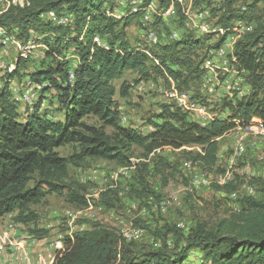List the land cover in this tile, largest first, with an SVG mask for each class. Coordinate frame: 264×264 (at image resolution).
Here are the masks:
<instances>
[{
	"label": "trees",
	"instance_id": "16d2710c",
	"mask_svg": "<svg viewBox=\"0 0 264 264\" xmlns=\"http://www.w3.org/2000/svg\"><path fill=\"white\" fill-rule=\"evenodd\" d=\"M134 1L137 0L130 1V11L122 15V21L106 12L105 4H110L113 10L114 0H22L0 15V27L16 33L22 42L33 31L43 36L39 43L48 44L49 52L63 58L69 55L79 58L74 79L69 82L68 62H58L56 67L41 66L40 61L27 60L32 50H21L15 62L16 69L7 73L6 78H1L0 219L16 213L14 221L27 228L32 226L29 232L39 239L47 238L49 231L38 229L39 216L33 207L41 204L47 196H63L67 192L68 202L77 208L90 205L85 187L70 177L71 166L81 168L87 160H103L129 168L133 167L134 147L143 150L141 156L144 159L169 148L183 152L191 164L198 165L206 173L224 175L225 171L218 166L219 140L252 121H260L264 127V23L262 17L254 13L259 5L264 6V0H244L251 5L242 9L235 8L239 0H228L225 11L221 16L217 15L216 25L221 26L223 35L216 30L196 39L194 34L184 32L181 38L169 44L158 41L155 44L159 46V55H155L160 60L157 66H149L145 51L132 48L123 40L126 29L131 20L142 16L143 9H149L152 1L168 8L173 2L176 4L183 0H141L138 5H134ZM49 12H55V18L66 16L72 21L57 25L47 17ZM213 13L214 10L211 11ZM42 17H47L46 21ZM119 23L123 25L117 33ZM250 23L254 24V30L239 35L234 51L229 53V63L233 68L229 65L227 71L238 73L252 91L236 104L224 100L223 109L230 111L228 118L219 119L215 115L210 120L212 122L200 123L201 126L199 121H188L180 110L166 107L149 121L152 131L147 135L122 126L123 115L114 99V81L122 79L129 71L139 74L136 84L149 80L152 73L163 76L165 72L177 83L179 93L190 92L191 87L198 88L199 77L207 74L203 59L196 51L215 36L219 40L208 50L218 49L230 35ZM159 24L160 21L155 25ZM39 49L41 47H38V52ZM193 54L197 55L198 61L192 60ZM31 67L34 73L32 81L27 83L39 90L35 101L39 103L23 119L21 112H25L28 106L17 103L9 82L18 80ZM50 90L56 92L55 101L58 109L64 112L63 119L42 110L45 99L39 100L40 95L44 93L42 96H47ZM130 90L131 85L123 82L120 97L127 98ZM193 98L199 99L197 94ZM85 118H94L96 123L88 124ZM109 128L111 133L107 132ZM66 146H73L75 151L63 157L58 149ZM187 147H199L200 150L187 151ZM150 160L152 170L161 177L174 168L165 159ZM139 166V183L148 190L145 174L150 172L151 166L149 163ZM164 179L167 180L166 177ZM240 183L231 181L218 188L231 196L238 192ZM145 190L140 193L141 198L147 192ZM109 192L105 193L103 203L111 208L112 202L106 199ZM237 201L240 210L221 220L212 230L205 223H198L184 237L185 229L177 225L174 232L180 236L173 244V247L177 246L175 249L168 247L166 238L158 250H137L116 230L91 224L89 231L77 232L64 239V246L52 264H183L193 252L199 256L202 254L208 262L205 264H264V201L252 196H239Z\"/></svg>",
	"mask_w": 264,
	"mask_h": 264
},
{
	"label": "rangeland",
	"instance_id": "374dc122",
	"mask_svg": "<svg viewBox=\"0 0 264 264\" xmlns=\"http://www.w3.org/2000/svg\"><path fill=\"white\" fill-rule=\"evenodd\" d=\"M130 1L114 0L113 10H111L110 4H105L107 14L109 12V16H117L115 19L122 21L124 19L122 14L125 15V12L130 11ZM16 2H22V0H0V15ZM155 2L157 1H152L153 4ZM227 2L228 0H183L181 3L179 1L176 2L175 19L170 21L163 18L160 13H152L150 7L148 10L151 9V11L149 12L145 8L141 17L131 20V25L127 27L126 36L123 40L128 42L132 48H141L145 51V54L149 57V66H157L160 60L155 55H159V46H155L150 42V33L154 32L158 41L164 45L181 38L184 32L194 34L196 39L204 34H213L212 32L216 30L196 33L193 26H186L185 30L183 28L184 22L188 16H192L196 11L205 8L210 14L214 10L211 18H208V25L217 26V15H222ZM248 5H251V2L239 0L235 8L242 9ZM254 13L261 16V21L264 23V6L259 5ZM47 17L51 19L49 15ZM47 17H42L43 21H46ZM66 18V16H57L55 21L61 22L57 25H66L69 22V20H65ZM158 21H160V24L155 25ZM122 25L119 23L117 33L121 30ZM70 29L73 30V26ZM42 38L43 36L36 35V42H41ZM49 38L52 39V37ZM218 40V37L215 36L210 42L198 49L196 54L201 56L202 61L205 57L207 58V63H204V69L207 72L215 74L217 77H225L227 72L218 68V61L210 58V51L208 50L215 47ZM42 43L44 47L39 49V52L37 49L40 46L34 45L38 52V57L34 59V63L40 61L41 66L54 67L55 65L56 67L58 62L65 61L69 64L73 62V55L66 56V58L57 56L55 52H49L48 44ZM70 53L72 52L70 51ZM196 54L192 56L193 61H198ZM3 56L5 57L4 61L9 66H15V62L20 56V50L10 48L6 54L0 55V58H3ZM9 66H6L7 71ZM33 73V67L28 68L23 75L17 78L18 80H14V87L18 86L20 88L29 80L32 81L31 75ZM163 74V76H159L152 73L153 76L149 80H142L136 84V81L140 79L139 74L136 71H129L125 73L122 79L113 82L116 89L114 99L117 102L118 110L128 119L125 123L121 122L122 126L137 129L142 134L147 135L152 131L149 121L154 116L162 113L166 107L178 109L168 96L173 85H175V93H179L177 83L167 73L164 72ZM20 80H25V83H21ZM125 81L131 85V90L127 98H121L119 90ZM247 85L248 91L246 90V94L249 96L252 90L248 82ZM197 87V89L191 87L190 92L192 91L194 95L197 94L199 99L204 102L207 97H204L201 92V76ZM36 92L38 93L39 90ZM47 94V96H42L45 95L42 93L39 98V100L42 97L45 99L42 110L57 119H63L64 112L58 109V102L55 101L56 92L50 90ZM207 99L212 101L210 98ZM225 99V95H219V101L213 100L212 105L215 108L211 109L210 113L213 116L216 115L215 118H228L229 109H223ZM230 101L231 104H236L241 100L232 99ZM38 103L39 101L35 102L33 105L26 107L25 112H21L23 119L27 118L28 113L32 112ZM183 114L188 121L195 123L199 121V124L201 123L198 118L193 119L190 115ZM84 121L88 124L96 123L94 118H85ZM128 122L129 124H127ZM237 130L238 127L219 140L218 166L220 170L225 171L224 175L206 173L198 165L191 164V161L183 152L169 148H164L150 156V159L156 158L158 161L159 159H165L174 167L173 170L166 171L163 177L155 174L152 170L153 163L150 162V159L142 158L143 150L138 147L133 148V159L131 161L133 167H121L116 163L103 160H87L81 168L71 166L69 168L70 177L85 187V194L90 205L87 208H77L68 202L67 192L63 196L55 194L47 196L41 204L33 207V210L39 216L38 229L49 231V235L45 239L32 237L29 234V229H32V226L30 228L17 226L14 221L16 213L5 216L0 220V249H4V245L9 242V237L13 236L17 242L28 241L25 248L27 247L26 250L33 255L36 262H33V264H49L50 260L46 262L47 258H55L56 256L51 255L53 246L58 245L63 248V241L66 237H71L77 232L89 231L92 228L91 224H99L116 230L120 235L127 238L129 243H133L131 245L134 248L144 251L158 250L166 238L171 242L169 246L173 247L180 236V233H175L174 229L180 228L183 225L182 223H184L185 229L184 232L182 231L184 237H187L198 223H205L208 229L212 230L221 220L240 210V203L237 201L239 196H252L264 201V138L247 137L242 139V133ZM107 132L111 133L112 130L109 128ZM185 149L187 151L200 150L199 147H187ZM74 151L73 146L58 149L63 157L70 156ZM141 163H149L151 166L150 172L145 174L149 186L148 190H145L139 183L141 174L139 165ZM122 168H126V171L121 172ZM194 175L203 177L210 185L196 189L192 185ZM235 179L238 183H242L239 184L240 187L237 193L230 196V194L219 190L218 187H223L231 181L235 182ZM144 190L147 192L141 198L140 193ZM107 191H110L106 199L112 202L113 207L111 208L103 203ZM162 202L167 203L168 210L162 211ZM11 225L13 228H11ZM139 230H143L144 234L137 235ZM176 247H173V249ZM11 253V251H8L5 253L7 256L0 257V264H6V257L7 260L10 259L9 255Z\"/></svg>",
	"mask_w": 264,
	"mask_h": 264
},
{
	"label": "built area",
	"instance_id": "2783aa9c",
	"mask_svg": "<svg viewBox=\"0 0 264 264\" xmlns=\"http://www.w3.org/2000/svg\"><path fill=\"white\" fill-rule=\"evenodd\" d=\"M175 5H176L175 2H173L168 8H162L160 7L159 3L155 2L154 4L149 5V7L152 9V13H160L161 15H164V17H166L168 21H170L175 19ZM47 14L51 17V20L53 22H56L55 12H49ZM208 18H211V14L209 12H206L205 8H202L196 11L194 15L188 16V18L184 22L183 28H185L186 30V26H193V30H196V33L206 32L207 30H220V35H223L221 26L208 25ZM65 20L72 21V19L68 17ZM56 23H61V22H56ZM249 27H254V24L250 23L248 26L243 27L242 32L248 33ZM145 32H149V31H145ZM30 34L31 35L28 39H23V46L35 45V46H40L41 49H43L44 47L43 43L36 42V34L33 31H31ZM238 41H239V34H233L230 37V43L228 45H224L223 50L215 51L214 56L227 57V64L230 65L229 51H234L235 45ZM0 55H3V51H0ZM4 59L5 57L3 56V61ZM27 60L34 61V58H29ZM203 63H207L206 57L204 58ZM78 64H79V58L73 57V63L70 64V71L68 74L69 82L72 81L74 77V71L77 68ZM230 67L233 68L232 65H230ZM15 69L16 68H14V70ZM230 80H235V77H227V76L217 77L215 74L209 72H207V74H205L201 78V92L204 97L210 98L212 99V101L208 100L207 98L206 100H204V102H202L203 101L202 99H194L193 98L194 94L192 92L175 93V85L172 86L171 90L168 93V96L176 105L178 110L182 111L183 113L188 114L190 116H195L200 121H202V123L212 122L210 121V112L211 109L215 108V106L212 105V103L213 100L219 101V95H226L227 100H232V99L242 100L243 98L246 97V90L248 91L247 81H240V85H245V92H237V88H230ZM21 83H25V80H22ZM35 95H38V93L32 87V90H28L27 95L18 96V98L26 99L29 102V106H31L32 97ZM207 102L210 104H208ZM247 127H259L263 129L260 121H252L250 123H246V128ZM192 185L197 186L196 183H193ZM11 227L13 226L11 225ZM29 234L31 233L29 232ZM31 236L34 237V235L32 234ZM167 244L169 247V244H171V242H167ZM61 248L62 246L61 247H59L58 245H56V247L53 246L51 255H56ZM11 250H17V241H15V246H12V249H10V251ZM200 257H203L202 254H200ZM7 261L8 264H10L9 259ZM204 263H208V262L204 259ZM21 264H24V260H21ZM43 264H47V263H43Z\"/></svg>",
	"mask_w": 264,
	"mask_h": 264
},
{
	"label": "bare ground",
	"instance_id": "6f19581e",
	"mask_svg": "<svg viewBox=\"0 0 264 264\" xmlns=\"http://www.w3.org/2000/svg\"><path fill=\"white\" fill-rule=\"evenodd\" d=\"M140 3H141V0H137V1H134L133 4L134 5H138ZM147 11L149 12V11H151V9L147 10ZM206 12H209V11H206ZM161 16L163 18L167 19L166 17H164V15H161ZM246 26H248V25H246ZM253 30H254V27H249L248 33L252 32ZM242 31H243V28H241L239 30V32L236 33V34L244 35L245 33H247V32H242ZM231 36L232 35H230L223 42L221 47H219L216 50H212L209 54H210V58L212 60H217L218 61V66H219L218 68L224 69L227 72V77H235V80H230V88H237V92H242V91H244L245 86L244 85L243 86L240 85V81H244V78H242L239 75H237L238 73L236 74L235 72H231V71L228 72L227 71L228 67H229V64H227V57L214 56V52L215 51L223 50L224 45H228L230 43V37ZM149 38H150V42L151 43L157 44L158 38H157V36L155 34H150ZM16 47H18L17 50H20V51L21 50H28V49L32 50L33 53L30 56V58L36 59L38 57L37 56L38 52L36 51V49L34 50V48H35L34 45L23 46V42L18 38L16 33H9V32H7L6 28L0 27V51H3V54H6L8 49H10V48H14L15 49ZM231 52L232 51H229V53H231ZM6 66L8 67L9 65L5 61H3V58H0V88L3 85V82L1 81V78L5 77L7 73H9V74L12 73L13 69L15 68V66H12V67L9 66V69L7 71L6 70ZM73 79H74V77H73ZM73 79H72V81H73ZM9 84H10L11 93L15 97L17 103H20L23 106H29V102L26 99L18 98V96L27 95L28 90H32V87L34 88L33 84L31 85V83H26V84H23V86L20 87V88L18 86L14 87V80L9 82ZM43 86H46V84H43ZM225 97H226V95H225ZM36 99H37L36 95L32 97V104L36 101ZM214 116L210 113V120L213 119ZM127 121H128V119L125 117V115H123L122 116V122L125 123ZM201 123H202V121H201ZM206 123H208V122H205V123H202V124H206ZM237 131L242 133V139H245L247 137H259V138H262V139L264 138V127H263V129L259 128V127H247V128L244 127V128L238 129ZM125 169L122 168L121 172L126 171ZM192 183H196L197 186H194L196 189H199L200 187H203V186H209L210 185L209 182L204 180L203 177H201L199 175H194L192 177ZM161 205H162V211H166V209L168 210L167 203L162 202ZM182 224L183 225H181L180 228L184 229V223H182ZM17 226H19V224H17ZM11 228H13V227H11ZM142 234H144V232L141 231V230H139L137 232V235H142ZM127 241H129V240H127ZM26 244L28 245V242H26V241L17 242V250H11L12 253H11V255H9L10 256V259H9L10 264H21V260H24V264H33V262H35V259H34L33 255L30 252H28V250H26V248H27V247L25 248ZM12 246H15V239L13 237H9V242L4 245V249L0 250V257H2L3 255L7 256V255H5V253L10 251V249H12ZM6 264H8L7 257H6ZM183 264H205L204 263V257H200L199 255H196L195 252H193L188 257V260H186Z\"/></svg>",
	"mask_w": 264,
	"mask_h": 264
},
{
	"label": "crops",
	"instance_id": "0c3cea01",
	"mask_svg": "<svg viewBox=\"0 0 264 264\" xmlns=\"http://www.w3.org/2000/svg\"><path fill=\"white\" fill-rule=\"evenodd\" d=\"M244 91H245V89H244ZM7 216H8V215H7ZM3 218H5V217H3ZM3 218H2V219H3ZM0 220H1V219H0ZM12 237H13V236H12ZM52 259H53V258H50V257H49V258H47L46 262H48V261L50 260L49 264H51V263H52ZM38 260H39V259H38Z\"/></svg>",
	"mask_w": 264,
	"mask_h": 264
},
{
	"label": "clouds",
	"instance_id": "9594fccd",
	"mask_svg": "<svg viewBox=\"0 0 264 264\" xmlns=\"http://www.w3.org/2000/svg\"><path fill=\"white\" fill-rule=\"evenodd\" d=\"M19 111V110H18Z\"/></svg>",
	"mask_w": 264,
	"mask_h": 264
}]
</instances>
